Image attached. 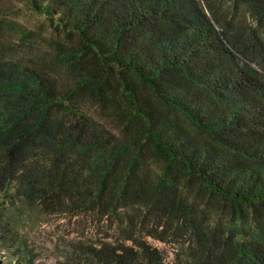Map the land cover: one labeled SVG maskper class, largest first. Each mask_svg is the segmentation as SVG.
<instances>
[{
	"label": "trees",
	"instance_id": "1",
	"mask_svg": "<svg viewBox=\"0 0 264 264\" xmlns=\"http://www.w3.org/2000/svg\"><path fill=\"white\" fill-rule=\"evenodd\" d=\"M28 1L51 33L0 45V196L67 220L57 264H264V0Z\"/></svg>",
	"mask_w": 264,
	"mask_h": 264
},
{
	"label": "rangeland",
	"instance_id": "2",
	"mask_svg": "<svg viewBox=\"0 0 264 264\" xmlns=\"http://www.w3.org/2000/svg\"><path fill=\"white\" fill-rule=\"evenodd\" d=\"M23 29L43 35L51 33L44 16L35 12L28 0H0V45L7 53L18 56L29 53L26 40L22 38ZM32 39L36 46L45 44L38 37L32 36ZM11 191L12 188H9L0 196L2 215L13 230L10 243L0 245V264H13L11 252L26 249L32 257L30 264H57L67 240L75 236L76 232L65 218L42 211L37 203H12ZM154 242L166 247L172 256L171 247L159 240Z\"/></svg>",
	"mask_w": 264,
	"mask_h": 264
}]
</instances>
